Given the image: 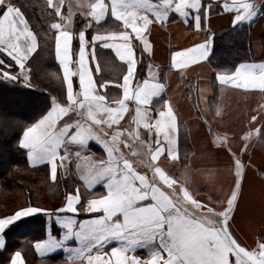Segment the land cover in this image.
<instances>
[{"label": "snow or ice", "instance_id": "6c2138e0", "mask_svg": "<svg viewBox=\"0 0 264 264\" xmlns=\"http://www.w3.org/2000/svg\"><path fill=\"white\" fill-rule=\"evenodd\" d=\"M64 3L65 0H46L54 17L49 29L54 30L55 55L63 69L62 78H58L64 88L59 97L50 98V106L39 118L22 129L18 144L27 150L33 166L49 167L53 182L57 181L58 168H63L64 174L68 172L66 161L72 156L68 148L78 147L74 153L75 167L85 192L77 184L66 191L60 208L47 209L29 203L0 218V249L6 247L5 234L10 225L22 217L43 212L49 219L55 215L63 231L59 238L49 233L46 239L35 242L41 255L53 253L75 238L79 245L67 249L71 253L68 258L80 264H264V238H259L256 247L250 249L231 230L243 179L240 158L235 159L230 194L226 200H215L219 210L211 206V197L208 202L197 198L187 183V166L183 178L178 180L157 163L162 156L172 161L179 159L178 117L171 99L162 95L166 85L156 80L152 65L148 66L150 79H137L138 62L145 52L150 54L153 50L149 40L153 24L162 25L175 14L184 21L191 17L199 30L202 20L211 16L213 5L204 0H76L85 19L83 26L75 30L74 48L75 13L69 4L65 15ZM220 7L234 13L233 26L251 22L264 11V4L258 6L255 0H222ZM102 21H111L116 27L100 29ZM93 22L97 29L89 35L87 29ZM213 42L205 39L172 53V66L183 69L188 60L207 59ZM97 45L114 50L119 61L124 62L122 83L94 76L90 61L96 59ZM38 47V34L22 8L14 0H0V66L7 62L11 68L15 62L20 69L18 73L0 69V75L7 80L27 82L30 77L26 61ZM94 70L100 72L98 62ZM73 77L78 78L75 90ZM217 79L237 89L264 92V62L240 63L231 73H217ZM112 83H117V96L104 90ZM154 97L158 98L155 102ZM130 104L134 113L130 119L135 124L131 129L121 125ZM153 109L158 115H153ZM251 120L256 121L257 116L252 115ZM141 126L149 137L155 133V139H144ZM251 135L252 132L246 133L244 139ZM225 140L226 136L216 137L218 144L223 145ZM92 141L102 146L106 158L82 154L90 152ZM228 151L231 152L230 147ZM139 164H145L150 174L138 171ZM98 184L103 185L104 192L93 191ZM80 213L88 214V218L78 220ZM113 242L115 246L106 250ZM138 249H147V255L137 254ZM10 264H26L21 251L14 252Z\"/></svg>", "mask_w": 264, "mask_h": 264}, {"label": "crops", "instance_id": "0c3cea01", "mask_svg": "<svg viewBox=\"0 0 264 264\" xmlns=\"http://www.w3.org/2000/svg\"><path fill=\"white\" fill-rule=\"evenodd\" d=\"M14 2L25 12L32 30L37 32L39 47L26 61L30 77L27 82L23 79L7 80L2 75H0V79L41 93L44 86L38 80V75L42 74V77L47 75L55 83L53 88L55 93H45L47 98L59 97L64 85L58 77L62 78L63 69L55 55L54 30L49 29V24L54 19L52 10L46 7V0H14ZM54 2H58V0H54ZM153 2H157V0H153ZM204 2L211 3L213 9L211 16L202 20V27L199 30L195 28L191 17L184 21L175 14L166 23L162 25L156 23L151 26L149 40L153 50L150 54L145 52L143 59L138 62L137 73L139 68L144 69L142 70L143 76H137V79L141 82L143 79H150L148 66L152 65L156 80L166 85L162 95L165 99H171L178 117L179 159L172 161L162 156L157 163L178 180L183 178L187 166V183L190 190L197 194V198L208 202L211 197L213 200L211 206L219 210L220 205L215 203V200H226L230 194L234 187L235 159L236 157L240 158L244 165L243 179L237 206L233 212L234 222H231V230L243 246L251 249L256 247L259 238H264V107H261L264 106V92L259 89H237L231 83L221 84L217 79V73H231V71L228 69L216 70L211 64L210 58L214 42L211 44L207 59L196 62L188 60L187 67L183 69H175L171 63V57L172 53L191 48L195 44L202 43L205 39L214 41L216 32L248 26L251 28L254 54L258 59L251 62H264L261 41L264 35V16L259 12L253 21L233 26L234 13L226 12L220 7L222 0H204ZM255 2L258 6L262 4V0H255ZM69 4L72 5L75 13L72 27L74 31L73 47L75 48L77 45L75 30L83 26L85 17L81 14L83 10L77 7L76 0H65L62 9L65 15H67ZM77 18L82 19L78 25ZM109 26L116 27L111 21L108 24L102 21L100 29ZM94 29H97L95 22L92 27L87 29V33L93 34ZM8 59L10 60V58ZM97 62L100 65V72L94 70V65ZM90 63L93 65V74L97 79L102 78L122 83V75L126 72V66L115 56L114 50L104 49L97 45L96 59ZM0 69L14 73L20 71L15 62H12L11 68L7 66L6 62L5 65L0 66ZM73 80L75 90L78 78L73 77ZM135 83L136 80L133 81V85ZM104 90L112 96H117V83L107 85ZM104 90L101 91V94ZM119 95L122 96V90H119ZM157 99L154 97L153 101L155 102ZM217 109H219V115H217ZM130 114H134L131 104L129 113H126L121 121L124 128L135 127L134 122L130 119ZM69 115L75 114L70 113ZM153 115H158L156 109H153ZM252 115L257 116L256 121L251 120ZM257 128L260 129L259 133L255 132ZM140 132L146 140L155 139V133L149 137L142 126ZM248 132H252V135L245 140L244 136ZM218 134L226 136L223 145L216 141ZM89 147L90 152H84L83 155H91L94 159L106 158V152L96 141L90 142ZM229 147L231 152L228 151ZM22 150L26 153V163L29 168L44 170L47 188L42 199L30 198L24 201L18 196L5 193L0 182V218L14 214L20 207H27L29 203L47 209L60 208L64 203L66 191L73 190L77 184L81 186V192H85L83 182L75 167L74 153L79 150L78 147L70 146L68 148L69 153L72 154L70 160L66 161L68 172L64 174V169L58 168V178L55 182L50 179L47 165L33 166L28 159L27 150ZM125 151L127 150L125 149ZM233 153L236 156H233ZM131 158L137 159L136 157ZM137 170L150 174V170L145 164H139ZM93 191L100 193L105 189L102 184H98ZM51 196H53V200ZM65 214L61 213L60 215ZM85 218H88V214L80 213L77 216L78 220ZM62 231L55 221V215L49 219V216L42 212L22 217L6 229V247L0 249V264H10V258L15 251L22 252L26 264H80L78 260L68 258L71 253L67 249L79 245V241L75 238L50 254L41 255L35 249L36 241L46 239L49 233L59 238ZM111 246H115V242L106 250H110ZM137 254L145 256L147 249H138Z\"/></svg>", "mask_w": 264, "mask_h": 264}, {"label": "trees", "instance_id": "16d2710c", "mask_svg": "<svg viewBox=\"0 0 264 264\" xmlns=\"http://www.w3.org/2000/svg\"><path fill=\"white\" fill-rule=\"evenodd\" d=\"M261 3L264 4V0ZM260 15L264 16V11H260ZM80 19L77 18V25L82 22ZM261 41L264 60V35ZM256 60L258 59L252 46L251 28L246 26L216 32L210 58L216 70L228 69L232 72L240 63ZM143 69L139 68L138 77L143 76ZM41 75H38V80L44 86L41 93L0 79V106L11 101L12 108L21 110L18 115L8 113L10 107L7 111L4 107L0 108V182L5 193L18 196L24 201L30 198L42 199L47 188L44 170L29 168L26 153L17 144L22 129L39 118L45 107L49 106L50 99L45 93H55L53 80L47 75ZM26 114L30 116L24 117ZM51 199L53 200V196Z\"/></svg>", "mask_w": 264, "mask_h": 264}, {"label": "rangeland", "instance_id": "374dc122", "mask_svg": "<svg viewBox=\"0 0 264 264\" xmlns=\"http://www.w3.org/2000/svg\"><path fill=\"white\" fill-rule=\"evenodd\" d=\"M7 82H9V81H7ZM11 105H12V102L11 101L5 102L4 106H0V108H3L4 107L5 111H7L8 110V107H10L8 113H10V114H17L18 113V115H19V112L21 110L19 108H12ZM27 116H30V115L29 114H26L24 117H27Z\"/></svg>", "mask_w": 264, "mask_h": 264}]
</instances>
